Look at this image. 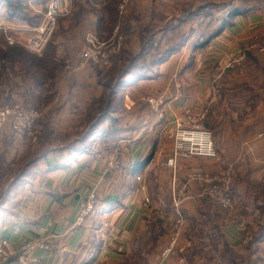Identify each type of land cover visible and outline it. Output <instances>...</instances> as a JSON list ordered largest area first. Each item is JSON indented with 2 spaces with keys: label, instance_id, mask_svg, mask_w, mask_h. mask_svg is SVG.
<instances>
[{
  "label": "crops",
  "instance_id": "obj_1",
  "mask_svg": "<svg viewBox=\"0 0 264 264\" xmlns=\"http://www.w3.org/2000/svg\"><path fill=\"white\" fill-rule=\"evenodd\" d=\"M41 6L34 7L36 13L42 12ZM4 19L0 17V25H13ZM239 20L240 24L244 22L242 18ZM240 24L227 29L212 42L218 50L215 56L239 49L243 41L235 39V44L233 39L242 36L238 35ZM15 32L11 31L19 40L33 35L31 27L25 25L16 26ZM185 55L187 51L182 50L176 56ZM175 58L161 65L157 77L126 79L122 89L125 113H118L123 118L125 132L109 140L121 149L117 166L110 163L107 155H100L101 152H82L79 155L60 153L37 164L40 166L39 172L36 171L24 184L9 185L6 189L2 187L4 184L0 186V237L11 241L16 250L26 243L43 241L48 249L35 252L39 260L37 264H264V239L254 240L257 235L248 233L249 227L253 231L258 230L255 221L250 218L252 213L259 214L255 202L262 204L256 196L257 186L250 185L262 179V131L252 141L248 136L245 138L244 134L249 133L253 119L244 118L235 108L231 110V101L224 97L226 95L217 93L212 80L204 78L207 75H195L189 70L193 66L187 67V62H179ZM211 64L197 63V68L193 67V70L201 67L207 69ZM73 72L74 77L63 79L58 84L54 100L61 102L60 107L56 111L50 107L45 109L53 129L58 118L65 122L64 115L71 119L65 125L80 122L87 104L93 103L101 94L97 77L95 74L93 76L90 66L87 69L73 68ZM217 81L214 76V82ZM177 82L182 84L181 89L177 88ZM87 88L99 93L89 95ZM151 95H165L161 113L153 111L147 103L146 98ZM12 99L23 103L18 95H12ZM71 107L75 114L70 112ZM207 109L211 110L215 144L223 147L219 160L233 164L222 169L227 170L225 175L232 179L234 207L238 208V212L230 214L228 221L221 220L222 224L227 222L222 228V235L187 236L183 232L168 259L161 262V252L171 241L168 227L172 217H166L165 203H145L144 198L148 197L149 190L145 186L140 194L141 190L136 184L138 178L144 181L148 173L158 179L155 175L158 173L153 172L154 159L138 170L136 164L145 159L153 145H161L159 149L163 150L170 146L172 148L176 121L186 123L187 117H197ZM263 128L264 124L261 130ZM96 141L103 145L101 136ZM17 150L10 138V127H5L0 131V182L1 178L8 177L6 172L13 168L11 164L15 166L21 160L19 153H23V146ZM155 155V158L159 157L158 152ZM183 162H179V169H176L180 176L188 173L186 168L181 169ZM191 164L192 170H209L204 164ZM183 184L189 185V195L195 203L181 204L182 210L197 209L200 223L205 221L207 212L215 214L216 209L206 207L201 200L203 187L200 182ZM2 192L5 195L3 198ZM93 192L97 195L95 211L80 224L78 217L87 205L89 194ZM110 197L115 199L108 200ZM240 208H244L246 214L240 216ZM155 213L159 215L158 218L153 217ZM155 219L163 221L166 233L153 237L156 241L154 247L148 231L149 223ZM207 224V227L211 226V223ZM226 246L229 247L228 252ZM235 257H240L244 263L238 262Z\"/></svg>",
  "mask_w": 264,
  "mask_h": 264
},
{
  "label": "rangeland",
  "instance_id": "obj_2",
  "mask_svg": "<svg viewBox=\"0 0 264 264\" xmlns=\"http://www.w3.org/2000/svg\"><path fill=\"white\" fill-rule=\"evenodd\" d=\"M87 1H91V4L89 2H83L84 12H82L79 7L76 6V0H73L69 13L63 15L60 21H58L59 23L57 24L56 30L50 39L54 41L56 45L54 58L57 60V62L66 61V67H64V71H62V73L60 72V80H67L71 78V76L74 77L73 68L79 67L81 69H87L88 66H90L91 70L93 71V76L95 74L97 77L98 70L106 71L111 68V59L123 49L125 51L136 50L140 44L139 27L136 26L138 24H136L135 22V13H137V15H141L142 19L139 20L142 26L149 25L155 27L157 34L155 39L156 48L164 50L171 45H183V47L177 53H175L170 58V60L176 57L175 59H177V61L179 62H187V67L193 66L195 68H197V63L202 64L204 62H212L210 67L207 69L199 67V70H193L192 67L189 70H191V72H193L197 76L199 74L207 75L204 78H209L212 80L213 84L216 86L217 93L219 95H226L224 97H227V99L231 101L229 102L231 104V110L235 108L243 114L244 118H250L253 120L256 119V121L252 120L253 124L249 127V133L244 134L245 138L246 136H248L249 140L252 141L253 139H255V136L262 131L261 139H264V128L261 130V127L264 124V0H116V4L114 6L113 3L115 0H93V2L92 0ZM46 4H31V9L34 10V7L42 5L41 7L44 10V6ZM107 4L109 6L108 12L106 11V13L103 14L102 22H98L99 16L102 15V13L97 9L101 10L103 8V5ZM236 8H247L250 12H248L247 15L241 16L234 20L236 22L235 24L237 25L240 24L239 19H244V22L240 24V27L238 29V35L242 34V36L233 39H240L239 41H243L239 49L230 50L222 55H216V57L214 54L217 53L218 50L216 51V49L214 48V44H212V42L216 40L214 39L204 49L195 51V44L199 42L200 39H202L201 37H207L216 29H218L223 19L227 18L229 13ZM43 10L42 12H44ZM42 12H35L36 14L41 16L39 22L41 21L44 14ZM126 20H128L130 24H127ZM12 24L13 25L6 26L10 31L4 32L14 35L13 33H16L14 29H16V26L18 25H16L15 23ZM120 26H122L123 33L119 34L123 37L124 42L121 50L113 54L109 61L94 65L86 63L81 58V53L86 47V40L89 33H95L101 41L102 38L106 39L108 37H111L112 39L115 36L116 30L120 32ZM135 27H137V29H135ZM17 29H19V27H17ZM157 30L159 32H157ZM11 31L13 33H11ZM2 32H0V36H2ZM31 37L32 35L30 37L25 36L24 40L20 41L24 42L26 45V41ZM14 38L15 42L19 40V38ZM182 50L187 51V55L177 57L176 55H178V53ZM45 52L46 50L44 49L43 52L39 55H43ZM209 57L216 58L209 59ZM157 73H159V70L156 68L155 70H153L150 76L155 77L157 76ZM214 76L217 77L218 83L214 82ZM127 79L129 80L131 79V77H127ZM176 85L178 89L182 88V84L180 82H177ZM87 90L89 92V95H91L92 93V96L99 93L97 91H93V88H87ZM148 97L146 98V101ZM150 97L165 100V95H151ZM96 100L93 103H96ZM60 103L61 102H55L54 100L53 104L46 106L44 109L40 110L33 106L32 107L36 110L41 111V113H44V115L41 117L42 119L48 118V111L45 110L47 107H50L51 110L54 108V110L56 111L58 107H60ZM93 103L87 104V108L84 110V117L88 112L91 111L92 113ZM70 112L75 114V111L72 107ZM208 113V109L206 112L204 111L203 113H200L197 116L200 119L197 121V124L202 128H208L209 130L207 123H210L211 125V118L208 117ZM62 114H64V112ZM64 117L66 118V123L67 121H71V119H69L65 115ZM84 117L80 118V122L69 125H65L64 120L62 118H58L57 122L55 123L56 126H53V130L55 131V133L61 135L59 137V145H56V150H64L62 154L65 155H79L84 152L86 147H90L94 153L101 152L100 155H107L110 159V163L113 166H117L120 162V147H117L115 150L110 151L111 149H109L106 145H99L97 141H95L93 145H71V141H73V139L75 138V134H78V138L81 139L82 135H85L88 131V126H86L85 124ZM254 124H257V128ZM38 129L39 123H37L33 134L26 137L24 140H15L10 132V138L14 142V147L19 150V147L23 146V153H19L21 159L19 163H17L15 166L14 164H11L13 168L6 172V174H8V177L1 178L0 186L4 184V186H2L4 189H6L9 185L11 187L22 185L28 180L30 176V178H32L36 171L39 172L40 166H38L37 164H39L41 161L37 164L32 165L28 169H25L30 161L32 162L40 156V152L42 153L43 151H45V149L50 147L48 145L35 144V142L37 141L36 135ZM213 131L214 128L211 131L214 137ZM65 134H69L70 136L66 137ZM91 139H95V135H93ZM66 141H68V144L66 143ZM64 143H66L67 145H63ZM214 145L216 149V157L180 158L177 160L176 168L170 167V165L168 164V161L174 157V145H172V148H170V146L166 147L164 150L162 148L159 149L161 145H153L151 151L146 156L148 157L149 155H151L154 159L153 172L158 173L155 174L158 179L152 176V174L148 173L144 181L138 178L136 180V184L137 187L141 190L139 191L140 194L143 193L142 188L145 186H147L146 188H148L149 190V192L147 193L148 197L144 198L145 203H152V201H161L165 203L166 209L171 207L172 215L170 217H172V222L170 227H168L169 235L171 237L177 231L176 224L179 218H182L183 220L181 231L182 234L183 232L185 233V231L187 232V229L189 230V219L191 217L194 218L196 216L195 214L197 213V209L194 210L193 208L190 211L185 209L182 210L181 204L195 203L193 202V198H191L189 195V185L186 186L185 184H183L184 182L197 183V179L194 178L196 175H204L208 178H219V176H226L229 179V188L232 192V179L229 175H225L227 173V170L225 171L224 169H222L225 166L228 167V165H231L232 163L221 162L219 160V154L220 149L223 147L222 145H216L215 139ZM157 152L159 153V157L155 158V154ZM115 154L116 159L114 158ZM180 160L185 161L180 164L181 169L186 168V170H188V173L182 174L181 176L176 170L179 167V162H181ZM191 160L196 166L198 164H204L205 166H208L207 168L209 170H204V168H196L192 170L190 167L192 165V162H189ZM263 179L264 170L261 182H254L250 184L251 187L257 186V191H255L258 193L256 194V196H258V199H260V202L262 204H264ZM161 185L163 187L162 190H160ZM200 185H202L203 187V197V192L206 188V185L204 183ZM3 192L1 195L2 198L5 197ZM201 200L204 201L205 199L202 198ZM204 202H206V205L210 204L211 208L216 209L220 224H222L221 220L228 221L230 214L233 215L235 212H238V208L234 207V204L229 210H221L212 203L214 201L211 202L209 200ZM244 212L245 209L240 208V216L245 214ZM251 216V218L249 217V215L247 217H249L251 220H255L257 218V214L253 215L252 213ZM225 224H227V222H223L221 231H224L223 229L225 228ZM207 226L208 224H206L205 227L207 230L211 229V226ZM249 229L250 230L248 231V233H257V230L253 231L250 227Z\"/></svg>",
  "mask_w": 264,
  "mask_h": 264
},
{
  "label": "trees",
  "instance_id": "obj_3",
  "mask_svg": "<svg viewBox=\"0 0 264 264\" xmlns=\"http://www.w3.org/2000/svg\"><path fill=\"white\" fill-rule=\"evenodd\" d=\"M49 0H0V17H5L8 22L15 23L18 25H25L31 28H35L39 24L40 17L38 14L31 9V4H46ZM45 2V3H44ZM76 6L84 12L83 2H91L87 0H76ZM93 2V0H92ZM91 4V3H90ZM116 4V0L113 6ZM108 4L103 5L101 10L97 9L102 15L99 16V21L102 22L103 14L108 12ZM249 9L236 8L233 9L227 18L223 19L220 27L212 32L207 37H201L199 42L195 44L194 50L204 49L211 41L219 38L227 29L233 28L236 24L235 19L247 15ZM250 13V12H249ZM62 17L59 18L60 21ZM141 15L135 13V22L137 27H139V37L140 44L139 47L134 51H125L124 49L115 55L112 60V66L110 69L103 71H97V81L101 88V94L93 103V110L87 113L84 117L85 124L88 126V131L82 138H78V134H75V140L71 141V145H93L98 136H101V142L106 145L109 149L115 150L118 146L112 145L109 140L116 135L125 132L122 125V120L118 113H125L122 107V89L124 88L125 81L127 77L132 79H147L150 78L153 70L166 63L170 58L177 53L183 45H171L167 49L161 50L156 48V30L155 27L149 25H141L140 20ZM59 23V22H58ZM128 24V20H126ZM130 24V23H129ZM121 27V29H120ZM120 34L123 33L122 26H120ZM135 27V29H137ZM157 32H159L157 30ZM0 38V108L11 106L17 103L16 100L13 101L12 95H18L22 100L23 104L33 106L35 108L44 109L54 103V99L57 95L58 84L61 81L59 78L66 67L65 62H57L54 58L56 52V45L54 41L50 40L46 52L43 55L32 53L28 50L24 42L17 40L14 44H9V37L11 35L7 32H2ZM111 37L106 39L102 38V41H109ZM163 39V38H162ZM158 43V42H157ZM142 61V62H141ZM61 72V73H60ZM158 72V71H156ZM159 76V73H157ZM155 76V77H157ZM211 116V110H209L208 117ZM211 118V117H210ZM210 123H207L209 130L212 131L214 128ZM39 129L36 135L37 141L36 145H48L49 148L45 149L40 156L37 157L32 162L30 161L25 169H28L34 164L39 163L42 160L48 159L51 155H56L64 150H56V145H59V135L55 133L50 125V120L48 118L40 119ZM107 124V126H106ZM208 130V128H207ZM95 135V139L91 142L92 136ZM98 135V136H97ZM66 137L70 136L65 134ZM78 140V141H77ZM68 141H66L67 143ZM64 143L63 145H67ZM53 145V146H51ZM66 150V149H65ZM87 154H92L93 151L90 147H86L84 150ZM60 154V153H59ZM152 156L149 155L141 162L136 164L137 170L144 167L150 162ZM24 174V173H23ZM234 188H232V197L234 199ZM115 198L110 197L108 200H113ZM204 201L212 200L203 195ZM206 205V202H204ZM218 209L225 210L220 207L215 202ZM259 210L257 218L254 220L255 224L258 226L257 235L254 240L264 239V204H256ZM206 207L211 208L210 204ZM201 213V211H199ZM217 212V211H216ZM211 214L207 212L205 216V221L200 223L197 220V213L194 218L189 219V230L185 231L187 236L190 235H208L215 236L223 233L221 231V224L218 218V214ZM246 214V213H245ZM172 215L171 207L166 209V217ZM158 214L155 213L153 217L158 218ZM211 223V229L207 230L206 224ZM149 234L152 237L154 247L156 246V241H154V236L165 234L166 230L163 227V221L155 219L149 223ZM215 245V243H214ZM226 252H228L229 247ZM17 256L12 257L6 264H17ZM228 259H232L228 257ZM225 258V260H228ZM238 262L244 263L240 257H235ZM19 264V263H18Z\"/></svg>",
  "mask_w": 264,
  "mask_h": 264
},
{
  "label": "built area",
  "instance_id": "obj_4",
  "mask_svg": "<svg viewBox=\"0 0 264 264\" xmlns=\"http://www.w3.org/2000/svg\"><path fill=\"white\" fill-rule=\"evenodd\" d=\"M72 2L73 0H49L47 2L41 21L35 28L31 29L33 35L26 41V47L29 51L35 54L43 52L56 30L59 18L69 13ZM1 31L10 30L7 27L0 26ZM118 34L119 31L116 30L115 36L105 42L101 41L95 33H89L81 58L86 63L94 65L109 61L111 56L119 52L123 45L124 39ZM8 41L12 45L15 43V38L11 36ZM164 101V99L150 96L147 99L152 110L160 113L165 104ZM41 117V111L23 103L6 106L0 109V131H3L5 127H10V132L15 140H24L33 134ZM198 120H200L199 117L189 116L186 123L182 121L176 122L174 128V157L168 161L170 167L176 168L177 160L184 157H216L213 134L198 125ZM114 158L116 159V154ZM194 178L201 184L204 183L206 185L203 195L209 197L224 209L229 210L232 208L234 199L229 188L228 177L208 178L204 175H196ZM96 202L95 192L89 194L87 205L78 217V223H83L90 214L94 213ZM182 225L183 220L179 218L176 224V233L171 237L169 245L161 252V262H165L175 249L181 235ZM47 249L48 246L43 241H34L26 243L16 250L11 241L0 237V264L8 263L14 256H18L19 264H37L39 260L35 257V252Z\"/></svg>",
  "mask_w": 264,
  "mask_h": 264
}]
</instances>
